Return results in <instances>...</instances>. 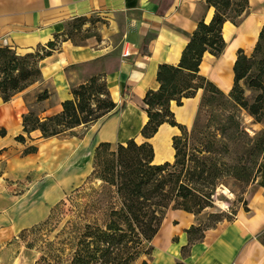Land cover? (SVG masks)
Instances as JSON below:
<instances>
[{
    "label": "trees",
    "instance_id": "1",
    "mask_svg": "<svg viewBox=\"0 0 264 264\" xmlns=\"http://www.w3.org/2000/svg\"><path fill=\"white\" fill-rule=\"evenodd\" d=\"M204 1L215 8L209 23L203 18L198 21L178 64H160L159 88L149 89L144 95L148 119L143 124L142 137H153L164 122L180 129L179 134L172 136L173 161L157 163L149 140L139 142L130 138L126 143H117L114 150L110 142H101L95 155L100 162H96V167H100L95 172L103 182L101 193L95 199L74 201L75 215L54 239L43 240L46 251L35 264H150L143 257L151 253V240L161 229L169 209L198 215L204 208L215 206L218 186L231 183L238 186L247 209L244 200L247 186L254 182L264 185V128L250 132L243 119L246 113L252 117V123L264 122V26L252 54L239 50L234 63L235 83L226 94L199 72V64L206 52L216 56L223 53L226 46L223 25L226 20L238 24L249 9V0ZM54 41L47 43L49 48L55 45ZM39 48L35 53L21 55L10 46H0L3 101H9L39 79V60L51 52L40 53ZM199 88L203 89L202 106H209V117L206 121L197 118L188 129L176 121L170 103L175 100L182 105ZM71 92L72 97L64 100L60 112L46 118L33 110L23 114V131L30 134L38 129L44 137L56 136L97 121L116 106L104 74L92 76ZM46 96L47 91H43L38 100ZM6 134V129L0 128V136ZM15 139L26 140L23 134ZM37 150L36 145H31L24 153ZM105 152L108 158L102 160ZM107 193L110 199L104 198ZM61 202L67 204L65 200ZM211 215L215 218L214 225H192L187 230L190 245L202 240L205 230L216 226L225 213L218 210ZM38 229V226L31 228ZM31 230L22 231L23 236ZM258 237L264 244V229ZM187 252L188 247H184L183 253Z\"/></svg>",
    "mask_w": 264,
    "mask_h": 264
},
{
    "label": "crops",
    "instance_id": "2",
    "mask_svg": "<svg viewBox=\"0 0 264 264\" xmlns=\"http://www.w3.org/2000/svg\"><path fill=\"white\" fill-rule=\"evenodd\" d=\"M248 6L238 24L225 21L223 53L216 56L206 52L199 64V72L226 94L235 83L234 63L239 50L252 54L264 26V0H249ZM214 11L213 6L201 0H0V40L6 39L21 55L46 46L70 21L80 17L95 14L109 23V29H102L100 39L95 34L86 37L81 44L68 39L62 41L58 50L39 60L41 76L37 81L9 101H3L0 95V128L4 127L7 132L0 136V151L4 152L0 157L11 162L14 159L11 155L15 154H9L11 149L36 145V152L22 158L28 161L43 157V163L33 167L41 173L47 160L57 165V170L64 169L81 144L95 149L101 142L126 143L130 138L139 142L149 140L153 146L159 137L172 141V136L179 134L180 129L167 122L160 125L153 137H142L141 130L148 119L144 95L147 90L160 86L158 66L178 64L198 21L203 18L209 23ZM119 32L116 42L114 37ZM126 48L129 55H123ZM101 57L109 95L116 102L113 110L97 121L56 136L44 137L38 129L30 134L23 131V114L34 109L38 116L46 118L60 112L64 100L72 97V88L87 80L80 67ZM202 90L199 88L195 96L185 98L182 105L171 101L170 109L178 123L194 119L193 102L195 104ZM43 91H47V96L38 100ZM253 125L264 128V122ZM19 134L25 135L24 143L15 139ZM155 155L157 163L171 160L159 156L156 149ZM58 159H62L60 167ZM28 169L21 167L18 171L24 173ZM244 195L247 209L239 206L233 219L206 229L202 240L191 245L187 230L196 223V215L178 208L169 209L161 229L151 240V253L143 259L150 264H264V244L258 237L264 229V185L251 183ZM184 247H188L186 254Z\"/></svg>",
    "mask_w": 264,
    "mask_h": 264
},
{
    "label": "rangeland",
    "instance_id": "3",
    "mask_svg": "<svg viewBox=\"0 0 264 264\" xmlns=\"http://www.w3.org/2000/svg\"><path fill=\"white\" fill-rule=\"evenodd\" d=\"M201 1L205 2L204 0ZM105 27L109 29V23L101 16L94 14L91 17H80V19L70 21L66 25L65 30L54 39L55 45L52 48H49L48 44L46 46L41 45L40 53H45V51H51L50 54L53 53L54 50L60 48L61 42L67 41V39L76 44H81L86 37L95 34L100 39L102 29ZM120 34L119 32L115 35L114 41L117 42ZM14 50L16 51V49ZM37 50L32 53L37 52ZM103 64V57L89 64H83L80 67L82 76L84 75L85 79H89L94 75L104 74V70L101 69ZM202 99L203 95L200 94L197 101L195 100V104L193 102V108L196 111L194 119L192 118L189 122L181 125L191 129L197 118L206 121L210 111L209 106H202ZM30 110L36 112L34 109ZM186 113L189 115V112ZM243 119L250 132L259 129L253 125L251 118L246 113H243ZM157 140L159 141L154 144L156 153L161 157L171 158L170 161H173L175 155L172 154L174 151L173 139L171 141L168 138L159 137ZM78 143L81 144L79 141ZM115 147L116 143L112 144L111 149L114 150ZM27 148L17 146L16 151L11 149L9 154L15 153L11 155L12 157L14 155L11 162L0 157V264H35V260L46 251L43 240L46 238L54 239L65 222L75 215V209L72 206L74 201L87 198L95 199L101 193L103 185L102 180L96 177L95 172L96 168L100 167V165L96 167V162L100 164L97 156H95L97 147L95 149L91 145L83 147L81 144L77 153H74L73 159L66 163L64 169L58 168L57 170V165H53L47 160L45 162L47 166L43 168L41 173L34 171L33 167L43 163V157L24 161L22 157L26 155L24 151ZM0 153L4 154L3 150ZM58 156L61 157V153ZM57 157L53 159H57ZM107 158L106 152L101 155L102 160ZM12 162L14 163L12 164ZM61 162L62 159L57 160L58 167H60ZM21 167L29 169L27 172L21 173V170L18 171ZM239 191L238 186L232 183L229 186H218L214 194L215 206L204 208V211L196 215L194 225H201L202 227L214 225L215 218L211 214L218 212V210L225 213L221 221L233 219L234 211L236 212L237 208L243 205ZM104 198L110 199L109 193ZM62 200H65L67 204H62ZM35 226H38L39 229L31 230ZM24 230L31 231L23 236L22 231ZM27 241L31 242L32 246H27Z\"/></svg>",
    "mask_w": 264,
    "mask_h": 264
},
{
    "label": "built area",
    "instance_id": "4",
    "mask_svg": "<svg viewBox=\"0 0 264 264\" xmlns=\"http://www.w3.org/2000/svg\"><path fill=\"white\" fill-rule=\"evenodd\" d=\"M0 46H10V47H12L11 45H8V43H7V40L6 39H2V40H0ZM129 49H125L124 50V52H123V55H129Z\"/></svg>",
    "mask_w": 264,
    "mask_h": 264
}]
</instances>
